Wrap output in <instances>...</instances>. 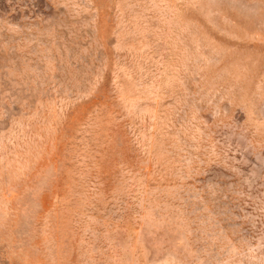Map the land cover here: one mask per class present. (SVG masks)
Segmentation results:
<instances>
[{"label":"rangeland","instance_id":"obj_1","mask_svg":"<svg viewBox=\"0 0 264 264\" xmlns=\"http://www.w3.org/2000/svg\"><path fill=\"white\" fill-rule=\"evenodd\" d=\"M0 264H264V0H0Z\"/></svg>","mask_w":264,"mask_h":264}]
</instances>
